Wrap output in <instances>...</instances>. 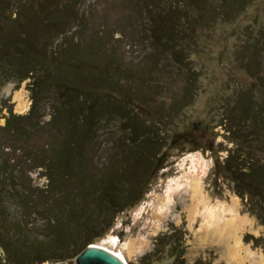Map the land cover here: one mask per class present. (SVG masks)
Instances as JSON below:
<instances>
[{
  "label": "rangeland",
  "instance_id": "1",
  "mask_svg": "<svg viewBox=\"0 0 264 264\" xmlns=\"http://www.w3.org/2000/svg\"><path fill=\"white\" fill-rule=\"evenodd\" d=\"M52 1L34 0L29 9L37 12ZM67 1L76 19L59 20L55 26L64 32L52 38L41 32L38 43L46 54L55 52L57 59L76 56L75 71L93 82L94 88L85 80L83 86L96 96L101 112L78 151L82 156L59 185L53 186L48 172L37 167L41 159L54 158L67 132L64 125L50 121L52 113L62 111L55 109V93H41L31 121L42 117L28 136L0 135L5 146L16 149L3 150L12 160L24 153L30 156L20 171L31 202L24 206L28 210L14 197L0 204V264H9L2 247L12 240H19L20 253L29 248L41 251L44 259L29 264H74L89 243L127 264H172L170 250L178 242L189 264H264V224L249 214L217 165L234 147L225 130L232 111L235 121L242 120L236 109L250 97L255 114L246 117L264 120V95L253 88L252 77L264 79L258 66L264 62V0H254L227 20L217 11L221 0H194L189 9L183 0ZM14 9L7 10L5 23ZM154 16L174 33L177 51L184 50L181 61L150 39L148 19ZM81 51L85 53L77 57ZM13 71L0 63V126L8 109L26 115L32 103L29 79L18 83ZM6 73L11 76L7 81ZM124 103L141 134L135 136L127 128L119 108ZM112 105L119 108L118 114L111 111ZM150 144L159 151L157 158ZM129 164L136 167L135 178ZM109 170L121 171L122 192L116 200L128 206L114 215L108 208L98 211L92 194L81 203L79 215H64L63 202L75 199L76 186L85 179L99 181ZM193 186L197 199L191 197ZM98 222L103 227H97ZM83 225L96 231L85 234ZM246 235L257 244L244 242Z\"/></svg>",
  "mask_w": 264,
  "mask_h": 264
},
{
  "label": "trees",
  "instance_id": "2",
  "mask_svg": "<svg viewBox=\"0 0 264 264\" xmlns=\"http://www.w3.org/2000/svg\"><path fill=\"white\" fill-rule=\"evenodd\" d=\"M183 1L187 4L185 9L193 6L192 2L194 0ZM253 1L221 0L217 11H219L222 19L227 20L231 16L239 15ZM33 2L34 0H0V63L13 67V72L16 71V81L18 83L29 79V91L32 101L30 110L26 115H15L8 109V114L3 117L4 124L0 126V135L8 137L14 135L17 137L28 136L29 131L31 132L39 126V120L42 117V114H40L37 116V118L39 117L37 121H34V123L31 121L34 114H36V104L40 101L41 93L45 89L55 93V100L59 102L55 109H61L62 111L56 113L57 116L52 113L50 121L54 126L64 125L63 128L67 132L62 137L63 142L60 144L54 158L51 161L47 158L45 160L41 159V163L37 166L48 172L49 182L54 186V184L59 185L61 180H64L63 178L66 179L69 176V169L74 166L75 159L77 156H82L79 152L88 136H90L95 121L100 115V102H97L96 96H93V93L83 86L85 81H90V79L75 71L79 60L74 54H71L70 57L60 58L59 56L57 59L55 52H51L50 55L46 54V48L38 43L41 32H49L50 38L53 34L61 35V32H64L63 27L58 28L55 26V23L60 24L59 20L76 19V16L72 14L69 2L67 0H53L44 9L40 8L37 12H31L29 8L32 7ZM10 7L15 8L13 11L14 16L5 23V14ZM172 13L174 12L171 11ZM148 27V35L153 42L167 47L172 55L178 57V61L184 58V50L181 47L180 51H177L179 49L177 47L180 45H177L174 33L170 31L169 26L166 25L163 19H157L155 16L148 19ZM41 47L44 48L41 49ZM84 53L85 51H81L75 55L80 57ZM46 60H49V63ZM258 66L261 67L260 69L264 73V62H261ZM5 75L7 81L11 76L7 73ZM252 77L255 80L253 88L264 95V79L255 75ZM89 84L94 88L92 81ZM249 90L252 91L253 89ZM126 104L119 106L120 114L123 113L122 118L127 124V128L132 130L135 136L141 134V127L136 124L135 115ZM254 106L252 98L248 97L246 103L241 104L240 108L236 109L240 112H238L240 115H243L242 120L235 121L234 111L230 113L228 127L225 130L229 133L230 143L234 147L227 150L226 156L217 165L231 180L233 193L245 201L249 214L254 216L259 223L264 224V120L246 117L248 113L255 114ZM119 108L117 107V109ZM260 108L264 112V103L260 105ZM117 109L112 105V112L118 114ZM145 144L148 143L145 141ZM151 146L149 150H151L152 157L157 158L159 151H155L153 145ZM5 148H11L9 151L12 152L16 151L12 146H5L0 137V204H3L6 199L14 197L22 203V208L25 209L24 206L28 203L31 204V202L27 200L28 189L23 184L24 178H22L23 174L20 170L24 168L26 160H30V156L24 153L21 158L12 160L8 153L3 152ZM137 157L138 161H141L140 156ZM147 160L148 163L149 161L152 163L151 158H147ZM154 164L155 162L152 165L154 166ZM160 166L158 165L156 169L161 168ZM129 169L132 172L137 171L133 164H129ZM120 172L115 171L113 173L109 170L106 175L104 174L103 179H99V181L97 179L94 181L85 179L84 184L80 182L72 193L75 199L72 198L71 201L63 202L64 215L69 218H72L73 215H79L81 203L90 198L92 194L98 202L96 205L98 211H101L102 208L104 210L108 208L109 210H107L112 212V215L122 211L123 207L128 206V202L126 205H118V200H116V194L119 191L122 192ZM132 172L131 177L134 176L135 178L137 172L135 175ZM112 175L115 178L117 177V181H111ZM86 182L91 185H86ZM99 226L103 227V224L98 222L97 227ZM84 229L87 232L85 234H88V230L94 229V226L92 228L83 225ZM94 230L96 231V229ZM84 235L82 233L81 237L83 238ZM172 236L177 235L172 234ZM18 241L12 240L10 243L3 244L5 261L9 264H29L41 262L44 259L41 251L34 248H29L26 252L21 253L17 251ZM243 241H252L253 244H257L258 240L246 235ZM90 244L82 247L81 251ZM181 246L179 242L172 245L170 250V256L173 257L172 264H189L182 258L183 248ZM50 253L53 254L54 251L51 250ZM193 264L209 263L197 260Z\"/></svg>",
  "mask_w": 264,
  "mask_h": 264
},
{
  "label": "water",
  "instance_id": "3",
  "mask_svg": "<svg viewBox=\"0 0 264 264\" xmlns=\"http://www.w3.org/2000/svg\"><path fill=\"white\" fill-rule=\"evenodd\" d=\"M56 264V263H54ZM64 264V263H57ZM74 264H127L116 255L98 247L87 246L75 259Z\"/></svg>",
  "mask_w": 264,
  "mask_h": 264
},
{
  "label": "bare ground",
  "instance_id": "4",
  "mask_svg": "<svg viewBox=\"0 0 264 264\" xmlns=\"http://www.w3.org/2000/svg\"><path fill=\"white\" fill-rule=\"evenodd\" d=\"M17 99H20L19 97H16ZM192 199H197V198H199V192L196 190V188H195V186H193L192 187ZM237 246V245H236ZM93 247H98V248H101V249H105V248H103V247H101V246H93ZM239 249V248H238ZM106 251H108V252H110V253H112L113 255H116L117 256V254H115V253H113V252H111V251H109V250H107V249H105ZM117 257H119L122 261H124L125 262V260L123 259V258H121L120 256H117ZM126 263V262H125Z\"/></svg>",
  "mask_w": 264,
  "mask_h": 264
}]
</instances>
